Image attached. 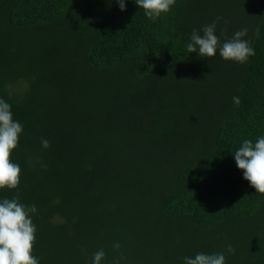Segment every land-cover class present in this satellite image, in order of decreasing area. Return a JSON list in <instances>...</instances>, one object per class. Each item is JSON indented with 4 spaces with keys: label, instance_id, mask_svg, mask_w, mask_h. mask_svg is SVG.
<instances>
[{
    "label": "trees",
    "instance_id": "obj_1",
    "mask_svg": "<svg viewBox=\"0 0 264 264\" xmlns=\"http://www.w3.org/2000/svg\"><path fill=\"white\" fill-rule=\"evenodd\" d=\"M125 4L0 0V99L23 127L0 200L35 205L39 264H264V195L234 158L264 138V0H176L154 20ZM213 23L221 45L247 29L255 55L188 52Z\"/></svg>",
    "mask_w": 264,
    "mask_h": 264
},
{
    "label": "clouds",
    "instance_id": "obj_2",
    "mask_svg": "<svg viewBox=\"0 0 264 264\" xmlns=\"http://www.w3.org/2000/svg\"><path fill=\"white\" fill-rule=\"evenodd\" d=\"M117 2L124 11L125 0H117ZM175 2L176 0H136V4L151 20L168 13ZM215 29L216 25L213 23L202 29L203 35L194 30L190 42L186 45L187 51L199 52L200 57L212 58L216 56L219 46V54L225 61L241 64L255 55L249 42L242 39L247 36V29L235 32L233 37L222 45L215 34ZM27 88V83L20 81L15 92L23 93ZM13 94L12 86H9V96ZM233 102L239 105L240 100L238 97H233ZM22 132V125L13 118L11 105L0 99V189L15 190L20 184L21 168L12 162L11 157L18 147ZM41 143L45 149L50 147L47 139L42 138ZM234 158L237 167L243 172L244 179L250 183L256 193L264 195V138H259L255 144L251 140L243 141L242 146L234 153ZM36 211L35 205L31 207L24 205L16 197L0 200V264H39L38 259L33 256L37 230L31 214ZM52 222L62 224L65 221L57 216ZM119 247L117 243L115 248L119 249ZM227 251L234 254L235 250L229 245ZM104 257L103 250L97 251L94 254L93 264H101ZM184 264H225V254L198 253L194 258L184 257Z\"/></svg>",
    "mask_w": 264,
    "mask_h": 264
}]
</instances>
